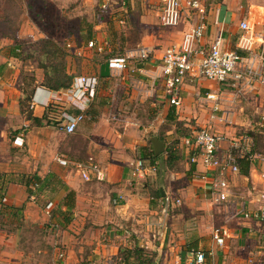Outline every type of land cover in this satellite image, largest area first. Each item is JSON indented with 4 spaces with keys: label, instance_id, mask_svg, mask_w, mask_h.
<instances>
[{
    "label": "crops",
    "instance_id": "obj_1",
    "mask_svg": "<svg viewBox=\"0 0 264 264\" xmlns=\"http://www.w3.org/2000/svg\"><path fill=\"white\" fill-rule=\"evenodd\" d=\"M151 1L153 3L154 0ZM147 2L149 0L141 3L138 10L142 26L140 42L136 46L150 50L151 59L149 62L136 64L135 68H128L118 76L110 74L106 66L107 60H103L104 50L108 49L110 40L105 22L91 24V41L94 44L92 49L87 48L88 42H85V46L81 44L87 31V27L82 26L81 22L74 30V35H70L71 41L67 44V49H70L67 51V72L74 76H95L98 80L94 100L85 109H88L89 114H85L73 135H68L59 128L48 127L45 122L41 126H33L21 114V75H34L38 84L43 80V72L37 66L24 72L27 65L10 56L12 41L5 39L0 43V142L2 147H6L9 143L12 145L16 137L23 139L22 146H11L14 154L22 153V157H11L10 163L0 161V264H34V260L35 263L44 264V260L49 259L53 252L50 247H55L60 242L67 253L58 250L53 255V260L57 259L59 253H63V264H69L70 259H75L74 262L79 264H95L98 260L102 262L109 257L113 258L118 246L124 244L145 245L152 249L157 254V264H181L196 252L204 255L203 264H254L255 258L251 256L253 253L246 260V255L238 252L242 251L244 237L250 233V224L264 227V223L245 220L237 212L240 211L241 204L247 210L264 204L262 162L256 160L248 163L242 160L249 164L248 175L240 173L242 162H239L238 174L229 176L231 204H215L209 191L215 172L204 167L200 161L195 164L189 162L190 156L196 153L185 146V137H180L175 147L179 159L177 164L173 166L172 163L171 169L166 168V144L175 140L176 135L174 125L167 123L165 118L169 110H172L175 119L182 122L191 134L207 127L214 133L224 135L226 140H231L238 137L233 132L237 127H241V131L255 130L256 124L252 126L248 117H255L259 113L264 115V87L258 85L244 89L248 92L246 95H252V101L249 103L243 100L247 102L245 103L236 100V91L226 84L208 79H187L181 89V105L178 108L170 105L160 78V60L166 49L181 42L183 34L198 22V18L184 13L174 27H164L158 20L159 6L156 5L157 10L152 6L151 10L144 6ZM121 11L123 12V8ZM65 15L64 13L63 17ZM119 20V25L125 24ZM244 21L250 26L253 47L257 48L260 42H264V6L261 3L256 0H222L206 11L204 35L195 47L196 60L207 53L210 44L219 35L223 37L226 47L239 50V39L244 34L239 26ZM36 34L38 36L33 39L48 37L38 32ZM23 35L21 30L18 37L23 39ZM54 40L64 43L58 38ZM79 44L80 47H77ZM240 50L248 54L247 51ZM60 93L61 91L50 92L37 87L30 104L33 116L40 117L49 101L59 100L63 103ZM207 95H214L216 99L209 100ZM139 100L142 103L150 101L143 106L145 124L132 118L138 113L136 109ZM216 105L218 110H215ZM66 106L71 105L65 103ZM225 112L230 113V120L228 123H220L217 117ZM9 115L14 118L21 115L23 120L7 123L5 118ZM164 125L169 128L162 132ZM153 129L158 130V133L148 137ZM165 135L168 136V141ZM158 136L164 140L159 141L165 145V149L155 156L151 144L153 155L159 159L156 166L145 165L153 167L154 171L148 168L145 172L136 174L135 163L140 160L138 148H145L148 140L151 142L152 138L158 139ZM74 137L79 139L77 145L68 141V138ZM221 146L225 150L227 141ZM254 153L264 157L256 151ZM69 156L92 158L103 172L104 180L85 182L76 170L68 169L71 165L61 166L57 162L58 158L68 160L66 157ZM158 170L161 174L155 175ZM49 173L57 175L76 193L75 215L69 223L55 213L58 207L53 202H47L44 208L40 207L35 198H28L26 189L16 183L23 174L44 177ZM157 189L161 193L160 197L151 193ZM166 197L169 198L168 202L165 201ZM48 204H51L50 208H46ZM21 206L23 211L20 213L11 210ZM229 206L232 207L228 208ZM110 209L112 214L109 213ZM100 219L106 220L107 230L99 231L96 228L102 225L98 221ZM71 221L77 222L79 227L74 237H70L68 231L71 230ZM54 222L61 226L69 224V227L62 232L58 231L60 242L51 238L47 242L48 246L34 248L30 238L21 231L22 226L25 229L32 225H47L50 232L54 233L55 230H51L55 227L52 224ZM214 228L228 230L229 237L225 246L219 247L212 240ZM251 234L248 235L252 239L250 244L255 241ZM261 248L264 249V245Z\"/></svg>",
    "mask_w": 264,
    "mask_h": 264
},
{
    "label": "built area",
    "instance_id": "obj_2",
    "mask_svg": "<svg viewBox=\"0 0 264 264\" xmlns=\"http://www.w3.org/2000/svg\"><path fill=\"white\" fill-rule=\"evenodd\" d=\"M118 1L121 2L122 6L127 0ZM101 7L105 9L106 6L102 4ZM206 11L205 3L201 0H160L159 3L158 20L164 27H174L184 13L189 16L193 14L198 18V22L189 27L177 46L165 50L159 64L164 95L169 104L176 108L182 103L181 89L187 79H208L219 84H226L235 90L236 94L254 86L264 87V42L259 41L258 47H253L254 40L249 34L251 29L245 21L241 22L239 26L244 34L239 39L238 47L248 52L246 56L239 55L234 50L226 47L223 37L219 35L212 41L207 53L203 54L201 59L196 60L195 47L204 35ZM93 46L92 41L88 42L87 48ZM150 59V50L138 47L126 51V54L121 57L109 58L106 61V66L110 74L118 76L130 66L135 68L136 64L149 62ZM97 85L98 80L95 76H75L71 86L61 91V101L83 112L93 101ZM207 98L209 100L216 99L214 95H207ZM217 108L216 105L215 110H218ZM61 118L64 119V131L67 134H72L77 129L78 124L82 122L83 116H72L67 112H63ZM211 118L215 119L214 116ZM217 118L220 123H228L230 113H222ZM225 141H227V147L223 150L221 145ZM183 143L190 151L196 153L189 158L191 164L200 161L204 167L215 172L209 184L211 198L215 204H225L227 206L231 204L232 191L229 176L238 174L239 161L244 160L252 163L260 160L263 168L262 177L264 178V157L254 153V142L248 134H241L236 138L226 140L224 135L214 133L207 127H202L189 137H185ZM13 144L19 147L22 146V137H16ZM57 162L61 166L71 165L74 167L85 182L104 180L103 172L92 158H89L85 163L72 162L61 158H58ZM135 167L136 174L143 173L148 168L154 171L153 167H146L140 160L135 163ZM165 201L168 202L169 198L166 197ZM50 207L51 204L46 206V208ZM239 209L237 215H240L243 219L264 223V204L253 210H247L244 204H241ZM211 235L212 240L219 247L225 246L226 239L229 237L226 228H214ZM63 260L64 254L59 253L53 264H63ZM203 263L204 255L196 252L181 264Z\"/></svg>",
    "mask_w": 264,
    "mask_h": 264
},
{
    "label": "trees",
    "instance_id": "obj_3",
    "mask_svg": "<svg viewBox=\"0 0 264 264\" xmlns=\"http://www.w3.org/2000/svg\"><path fill=\"white\" fill-rule=\"evenodd\" d=\"M30 0H0V42L2 39H9L12 41L9 53L10 56L15 58L21 63H28L31 60L36 61V66L43 72V80L36 84L35 77L32 74H22L20 78V97H19V108L21 114L27 120H30L33 126H41L42 122L48 118V112H51L55 117H59V120L49 119L47 125H52V127H57L64 130V119L61 118L63 112H68L67 106L65 103L59 101H50L49 104L44 107V111L40 117H35L32 114L30 109V104L33 101L34 93L37 87H40L44 90L50 92H60L68 89L72 80L75 77L73 74H69L66 68V58L68 53L64 47V43H59L50 37H43L40 39H20L18 37V18L21 11V7ZM222 0H209L205 2L206 10L209 11L211 4L221 3ZM132 3V4H131ZM139 0H127L122 5L123 13L126 15L125 18H120L119 21L124 22L125 29L118 33V36L110 35V40L108 43V49L104 50V55L109 53V58L121 57L123 55H115L121 50H126L131 48L134 45H137L140 42V27L142 26L139 23ZM210 4V5H209ZM28 2L25 4V7L28 8ZM126 12V13H125ZM103 21L107 23L104 19H99L97 22ZM96 22V23H97ZM116 37V38H115ZM136 38V39H134ZM93 39L92 25L87 27V31L82 37L84 42H89ZM124 46V47H123ZM237 54L245 56V52H242L240 49L234 50ZM115 55V56H114ZM106 57V56H105ZM108 58V59H109ZM106 59V60H108ZM104 60V56H103ZM94 100V99H93ZM71 107V106H70ZM73 108V107H71ZM75 109V108H73ZM76 110L77 115H82L83 119L85 114H89L88 109L80 112ZM82 119V121H83ZM166 122L172 123L174 125V134L176 139L166 144V153L167 159L165 160V165L167 169L175 166L178 162V152L175 147L178 145L180 137H189L191 132L187 127L184 126L182 122H179L175 119L172 110H169L166 116ZM53 122H51V121ZM162 126V128H164ZM169 127L165 128L168 129ZM76 131V130H75ZM75 133V132H74ZM68 134V135H73ZM257 132L255 130H250L248 133L254 140V152L258 151V142H257ZM79 139L77 137L68 138L70 144L77 145ZM158 140L164 141L161 136H158ZM148 151L143 153V151ZM259 152V151H258ZM138 157L140 161L143 162L146 166H156V161L159 157L153 155L151 148V142L148 140L145 148H138ZM68 160L78 163H85L88 159H84L83 156L66 157ZM239 162H242L239 161ZM245 162V161H244ZM240 163V173L242 175H248L249 164ZM173 163V166H172ZM95 181V180H94ZM16 183L23 186L26 189L28 198L33 196L36 201H38V196L47 193L48 195L61 194L58 207V214L62 216L66 223H69L70 219L75 215L76 209V193L71 190L57 175L49 173L44 177H40L36 174H23L16 180ZM153 196L160 197L161 193L157 189ZM52 198L47 199V202H52ZM64 209V210H62ZM13 212L20 213L23 211V206L19 208H11ZM22 219V216L21 218ZM155 254V253H154ZM154 254L152 255L147 249L133 245L128 246L126 244L118 246L117 254L114 256L115 264H153Z\"/></svg>",
    "mask_w": 264,
    "mask_h": 264
},
{
    "label": "rangeland",
    "instance_id": "obj_4",
    "mask_svg": "<svg viewBox=\"0 0 264 264\" xmlns=\"http://www.w3.org/2000/svg\"><path fill=\"white\" fill-rule=\"evenodd\" d=\"M201 1H203L204 3L205 2L207 3L209 0H201ZM256 1L261 3L264 6V0H256ZM24 2L25 1H23V3ZM27 2L29 5L28 8L25 7V4ZM143 2H145V0L139 1L140 4ZM26 3H24V5L21 7V11L18 14L19 15V18H18V25H19L18 26V34L22 30L24 32V35L22 37L23 39L35 38V36H38L36 34V32H38V34L40 33V34H42L44 36H48L50 38H54V39L58 38L59 41L64 42V47H65L66 51H68V52L70 51V49H67V44H70L69 43L71 41L70 35L71 36L74 35V32H75L74 30H76L79 22L82 23V26L89 27L91 24L96 23L99 19H104L105 21H107V23H106L107 29L105 28V30L108 31V33L111 35V38H112V36H118V33L125 29V25H119L117 23V20L120 19L121 17L125 18L124 21H126V15L125 16L122 15L123 12L121 11L122 10L121 2L118 0H30V1H26ZM139 3H137V4H139ZM159 3H160V0H154L153 3L151 0H149V2L144 4V6H147L146 8L152 10L153 9L152 6H154L156 9L157 8L156 5L159 6ZM102 4H105V6H106L105 9H103L101 7ZM214 5H215L214 3L211 4L210 8L213 7ZM139 9H140V7H139ZM63 12L66 14L65 17H63V15H64ZM142 30H141V34L143 35ZM134 39H136V38H134ZM4 40L5 39H2L1 42L3 43ZM81 44H83L85 46L84 41ZM77 47H80V44ZM136 48H138V46L134 45L131 48L119 51L115 55H125L126 51L136 49ZM109 57H110L109 53H107V55H104L105 60L108 59ZM36 64L37 63L35 60L34 61L31 60L30 62L26 63L27 66H26V68L23 69V71L25 70L24 72H27L28 70H31L32 68L34 69V67L36 68ZM77 64H78V62H77ZM67 67H68V61L66 58V68ZM132 67L133 66H130L129 68L132 69ZM26 74H28V73H26ZM263 90H264V88H263ZM246 93H248L247 90H242L241 92H239L237 94L238 97H235L236 100H241V101L247 100V102L250 103L252 101V99H251L252 95H249V94L246 95ZM56 101H59V100H56ZM149 102L150 101L146 100V102L144 101L142 103L139 100L138 106L136 109V110H138V113H137V115L132 116V118L140 121L143 124L146 121L145 114L143 113V106H145V104H147ZM243 102L247 103L246 101H243ZM67 109L69 112L68 114H70L72 116L77 115L75 109H73L71 107H67ZM48 118L49 119L54 118L56 120H59V117H55V115L51 112H48ZM48 118H46V120H44V122L46 123V126H47V122L49 120ZM248 118H250V121H251L250 123L252 126L254 124H256L255 131L257 132L256 134H257L258 151H259V152L256 151V153L264 155V115L259 113L257 116L255 115V117L250 116ZM5 119L7 120L6 121L7 123H10V122L16 123L17 120L22 121L23 116L20 115L19 117L14 118V117H11L9 115V117H7ZM51 122H53V121H51ZM48 127H52V125H48ZM52 128L58 129L57 127H52ZM165 128H167V126L162 128L161 131L162 132L165 131L166 130ZM243 130H245V129H243ZM60 131H61V129H60ZM233 132H235L236 136H239V135L245 134V133L248 134L250 132V130L249 131H241V127H237L236 131H233ZM157 133H158V130L153 129L148 134V137L152 136V135H156ZM165 137H166V140L168 141V139H167L168 136L165 135ZM145 138H146V136H145ZM13 142H14V139H13ZM12 145L9 143V145H7L6 147H2V142H0V153L2 150V153L0 154V161H2L3 163H10L9 160L11 157H13V158L14 157H22V156H20V155H23L22 153L19 154V152H18V154H14L15 152L12 150L13 148L11 149ZM5 158H8V160H5ZM7 169H10V168H7ZM68 169L69 170H75L74 167H69ZM160 174H161L160 170L156 171V173H155V175H160ZM103 189H104V187H102V190ZM151 193H154V191H152ZM60 197H61V194H56V195L52 196V195H48L47 193H43V194L38 196V198H37L38 201H36V200L35 201L37 202V204L40 207L44 208L45 204L47 203V199L52 198L51 199L52 202L54 203L55 206H57L56 204L59 203ZM156 199H158V198H156ZM232 203L234 204V202H232ZM107 204H109L108 201H107ZM161 206H163V205H161ZM231 207L232 206H229L228 208H231ZM111 210L112 209H110L109 213L112 214L113 211H111ZM226 210H229V209H226ZM54 211H56V207L54 208ZM55 213H58V212H55ZM55 219H57V218L55 217ZM73 221L70 222V223H72V225H70L71 230H68L70 237H71V235L74 237L75 232H77V230L79 228L78 223L77 222L73 223ZM98 221H100V223H102V225H98L96 228L99 231H102V229L104 231L107 230L108 225L106 223V220L102 221L100 219ZM52 224L56 227V228L53 227L51 229V230H55L54 233L50 232V227L47 225H45L43 227H41L39 225H35V226L32 225V226H28V228H25V229H23L24 226H22L21 231L23 230V232L26 234V237L30 238V241L32 242V246H34V248L38 247V246L44 247L46 245L48 246L47 242H49L51 240V238H55L54 240L56 242H60L58 239L59 238L58 233L60 231L62 232L64 230L68 229V227H69V224H67L66 226H61L57 222H54ZM109 225H111V224H109ZM250 225H252L249 228L250 233H252L251 236L253 239L255 238V241L252 244H250V242H252V239L248 238V235L250 234L248 232L247 235L243 239L244 245H243V248L241 249L242 251L239 250V252L238 251L237 252L239 254H245L246 260L248 257H250V254L253 253V255H251V256H252V258H255L254 264H264V249L261 248L264 245V227L263 226L258 227L255 224H250ZM127 230H130V229L128 228ZM128 239H130L129 236H128ZM126 243L128 244L129 242L127 241ZM71 245H73V244H71ZM62 246L63 245L60 242L59 245H57L55 247H50V248H53V252L50 254L49 259L44 260V264H45V262H46V264H52L54 261L53 255L55 256V253H57L58 250L59 251L60 250L65 251L67 253V249L65 248L66 249L65 250L64 247H62ZM131 246H133V245H131ZM140 247L147 249V251H149L152 255L155 253L152 249L146 248L145 245L140 246ZM237 247H239V246H237ZM154 256H155V258H154L155 260H154L153 264H157V260H156L157 254L155 253ZM85 257H88V256H85ZM74 261H75V259H70L69 264H79L78 262H74ZM98 261L100 262L101 260H98ZM99 262H97L95 264H115L114 257L113 258L109 257V259H105L104 261H102L100 263ZM65 263H67V260ZM34 264H38V262L35 263V260H34ZM159 264H161V263H159Z\"/></svg>",
    "mask_w": 264,
    "mask_h": 264
},
{
    "label": "water",
    "instance_id": "obj_5",
    "mask_svg": "<svg viewBox=\"0 0 264 264\" xmlns=\"http://www.w3.org/2000/svg\"><path fill=\"white\" fill-rule=\"evenodd\" d=\"M151 144H152V148H153L155 156L160 155L165 149V145L156 138L151 139Z\"/></svg>",
    "mask_w": 264,
    "mask_h": 264
}]
</instances>
